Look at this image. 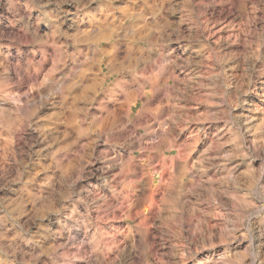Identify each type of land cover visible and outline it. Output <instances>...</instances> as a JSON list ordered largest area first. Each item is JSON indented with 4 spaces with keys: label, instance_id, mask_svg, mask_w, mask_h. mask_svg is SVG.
Returning a JSON list of instances; mask_svg holds the SVG:
<instances>
[{
    "label": "rangeland",
    "instance_id": "1",
    "mask_svg": "<svg viewBox=\"0 0 264 264\" xmlns=\"http://www.w3.org/2000/svg\"><path fill=\"white\" fill-rule=\"evenodd\" d=\"M0 264H264V0H0Z\"/></svg>",
    "mask_w": 264,
    "mask_h": 264
}]
</instances>
